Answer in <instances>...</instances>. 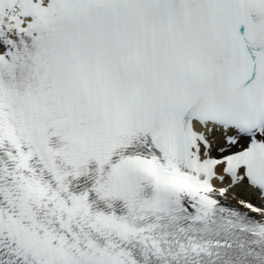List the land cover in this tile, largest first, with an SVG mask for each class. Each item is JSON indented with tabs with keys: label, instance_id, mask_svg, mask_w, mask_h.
<instances>
[{
	"label": "snow or ice",
	"instance_id": "obj_1",
	"mask_svg": "<svg viewBox=\"0 0 264 264\" xmlns=\"http://www.w3.org/2000/svg\"><path fill=\"white\" fill-rule=\"evenodd\" d=\"M0 264H264V0H0Z\"/></svg>",
	"mask_w": 264,
	"mask_h": 264
},
{
	"label": "bare ground",
	"instance_id": "obj_2",
	"mask_svg": "<svg viewBox=\"0 0 264 264\" xmlns=\"http://www.w3.org/2000/svg\"><path fill=\"white\" fill-rule=\"evenodd\" d=\"M229 195V199L227 201L234 203L235 205H239L238 200L232 198L233 196L239 197L240 199H245L248 200L249 198L254 199V202L261 206L260 202L254 197L252 196L247 190L244 189H236L234 193H230ZM240 206V205H239Z\"/></svg>",
	"mask_w": 264,
	"mask_h": 264
},
{
	"label": "rangeland",
	"instance_id": "obj_3",
	"mask_svg": "<svg viewBox=\"0 0 264 264\" xmlns=\"http://www.w3.org/2000/svg\"><path fill=\"white\" fill-rule=\"evenodd\" d=\"M249 199L253 201V199H251V198H249Z\"/></svg>",
	"mask_w": 264,
	"mask_h": 264
}]
</instances>
